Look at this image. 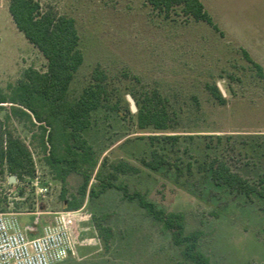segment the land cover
I'll return each mask as SVG.
<instances>
[{
	"label": "rangeland",
	"instance_id": "374dc122",
	"mask_svg": "<svg viewBox=\"0 0 264 264\" xmlns=\"http://www.w3.org/2000/svg\"><path fill=\"white\" fill-rule=\"evenodd\" d=\"M37 1L76 23L83 63L68 100L94 83L95 69L105 75L107 100L82 134L95 152V166H83L90 183L98 173L104 179L112 165L128 163L138 171L120 175L115 185L144 194L167 212L184 213L187 232L203 231L200 247L211 264H264V198L215 186L199 168L223 160L264 189V75L244 56L246 51L264 73V0H201L218 30L178 7L168 14L154 10L146 0ZM8 5L0 0V93L6 95L26 69L46 71V60L17 30ZM214 85L224 91V105L212 96ZM154 89L167 100L172 119L163 132L140 130L127 98L137 111ZM0 120L26 144L34 165V175L22 178L0 167V213L20 226L28 213L43 212L46 224L66 214L75 259L62 264H188L170 234L120 190L86 197L80 209L68 211L64 201L79 198L82 176L59 178L45 162L41 130L15 117L9 104L0 105ZM153 150L166 161L157 172L141 164ZM93 218L112 229L108 249Z\"/></svg>",
	"mask_w": 264,
	"mask_h": 264
},
{
	"label": "trees",
	"instance_id": "16d2710c",
	"mask_svg": "<svg viewBox=\"0 0 264 264\" xmlns=\"http://www.w3.org/2000/svg\"><path fill=\"white\" fill-rule=\"evenodd\" d=\"M146 1L152 9L166 14L178 7L184 16L218 30L201 0ZM8 12L17 30L46 60V71L26 69L22 79L8 95L0 93V105L9 104L15 117L31 122L41 130L45 162L56 171L59 178L65 180L71 172L82 176L79 198L65 200L66 209L76 211L81 208L86 197L97 196L104 190L115 188L122 192L124 198L135 201L154 223L170 234L171 243L186 263L211 264L200 247L203 231L187 232L184 213L167 212L149 201L144 194L137 191L130 193L126 185H115L120 175L137 172L136 167L118 162L111 166L110 173L104 179L98 173L95 182L90 183L91 174L83 166H95V152L82 134L90 126L91 113L105 105L107 89L105 75L95 69L92 74L94 83L84 88L77 99L70 101L67 98L74 74L83 63L75 20L60 15L52 7L43 9L37 0H9ZM244 56L263 77L262 66L246 51ZM210 90L214 99L224 105L225 99L219 88L214 85ZM166 104L167 100L156 89L146 95L136 111L137 127L140 130L151 128L157 132L169 130L172 119ZM141 164L157 172L166 161L153 150L150 160H142ZM3 166L10 175L17 178L34 175L28 147L11 130L6 129L0 120V167ZM199 168L215 186L227 187L230 192L246 197L256 194L264 198V189H258L255 184L232 171L223 160L215 158ZM93 223L104 247L108 249L113 237L112 229L104 225L100 218H93Z\"/></svg>",
	"mask_w": 264,
	"mask_h": 264
},
{
	"label": "built area",
	"instance_id": "2783aa9c",
	"mask_svg": "<svg viewBox=\"0 0 264 264\" xmlns=\"http://www.w3.org/2000/svg\"><path fill=\"white\" fill-rule=\"evenodd\" d=\"M42 213L35 212L36 221ZM66 214L59 213L42 233L29 237L34 228L20 226L15 217L0 213V264H57L74 255Z\"/></svg>",
	"mask_w": 264,
	"mask_h": 264
},
{
	"label": "crops",
	"instance_id": "0c3cea01",
	"mask_svg": "<svg viewBox=\"0 0 264 264\" xmlns=\"http://www.w3.org/2000/svg\"><path fill=\"white\" fill-rule=\"evenodd\" d=\"M40 213H42V214L40 216L39 221H36L35 212L34 213H28V221H27V223H24V225H22V227L25 225H28V226L34 228L33 232H28L29 237L38 236L42 233V229L46 223L44 222V217H42V216H44V213L43 212H40ZM74 257H75V255L69 256L66 260H64L61 263H57V264H62V263L66 262L70 259H75Z\"/></svg>",
	"mask_w": 264,
	"mask_h": 264
},
{
	"label": "water",
	"instance_id": "95a60500",
	"mask_svg": "<svg viewBox=\"0 0 264 264\" xmlns=\"http://www.w3.org/2000/svg\"><path fill=\"white\" fill-rule=\"evenodd\" d=\"M220 92H221L222 96H225V93H224L223 90L220 89ZM127 98H128L129 103H130V109H131V111H132V112H136V107H135V105H134L133 100L131 99L130 96H128ZM14 181H15V177H14V176H10V178H9V182H10V183H13Z\"/></svg>",
	"mask_w": 264,
	"mask_h": 264
}]
</instances>
